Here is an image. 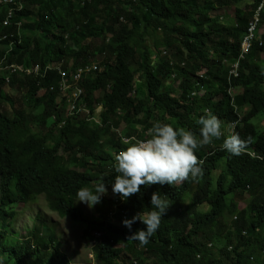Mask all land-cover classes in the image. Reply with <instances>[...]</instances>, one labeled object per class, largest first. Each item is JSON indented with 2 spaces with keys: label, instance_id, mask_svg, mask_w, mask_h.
Masks as SVG:
<instances>
[{
  "label": "trees",
  "instance_id": "16d2710c",
  "mask_svg": "<svg viewBox=\"0 0 264 264\" xmlns=\"http://www.w3.org/2000/svg\"><path fill=\"white\" fill-rule=\"evenodd\" d=\"M26 1L31 6L28 5ZM28 1H31V2H28ZM219 1L222 2L223 0H191V1L190 0H149V1L148 0H87V1L86 0H17L16 7H14L13 5H12L13 7L11 6V8H13L14 11L16 12L12 14L9 25L5 27H3V20L6 18V9L5 8L0 9V16H1L0 17V59L1 58L5 59L3 64L12 65L16 61H18L19 63L16 62L17 63V64L15 63L16 65L27 67V68H32L33 65H39L41 66L39 71L42 70L38 74H29V75L17 74V73L12 74L8 82L5 79L6 74L8 73L7 70L0 71L2 72L0 73V101H1L0 116H3V117H0V134H1L0 140L1 142L3 141L2 142L3 145H0V149L2 146V149L0 150V154H1L0 162H3V163H0V185L4 184L0 186V210L2 213V214L0 213V231L2 232V235L0 234V237L2 236L3 238V235H4L3 240L2 238L0 239V251L2 252V253L0 252V261H1L0 264H5V263L6 264H72L69 256L61 250L62 246H64L63 245L64 241L62 240L61 237L59 238L57 230L54 229V227H52L53 225L52 221H54L53 218L50 216L47 217L46 212H42L41 208L38 209V212L29 214V217H32L34 220L31 219L32 220L31 226H28V225H26L28 227L25 226V230L27 234H25V239L23 243L19 242V244H17L18 242H15L10 237L12 233L16 232L15 229L17 228L14 227V224L20 218L19 216L23 215L24 208L30 206L31 204H38L39 199L42 196L43 198H45L44 200H46L45 207L47 206V209L49 211L51 212L55 211V213L59 214L60 218H64V217H65L64 219L69 218L71 219V221L75 219L72 221L73 223H77V224L82 223L81 225H83V228H84L82 238L86 240L87 243L92 244L93 254L95 255L98 262L102 264H264V178H263L264 177V152H263L264 150L263 148L264 147L263 145L264 144V126L261 124L264 118L260 119L258 123L254 121L259 116L261 115L264 116V65H263L264 61L262 60V57H261L262 54L264 53L263 46L256 44L257 46L256 45L254 46L252 52L250 53L248 57L244 58V60L240 59V64H241L239 67L240 77L236 79L235 83L233 82L234 84L230 83L228 80L230 63H232L235 58L239 57L238 55L240 54L239 51L241 50V42L245 36L244 34H246L248 31L249 24L252 21V16H253V13L256 7L259 6V4L263 0L262 1L261 0H243V3H242V0H240L239 2L241 4L237 0H235L237 2H234V0H224L226 3L225 2L220 3ZM230 1H232L233 3ZM106 3H108L109 5L108 4L106 5ZM19 4L22 6L21 10L18 9ZM149 5H150V8H149ZM242 5L244 7H242ZM230 7L235 8V14L233 17H229L225 14H222V15L220 14L221 10L225 8H230ZM104 8L106 10H103ZM63 11H66L67 13ZM38 12H40V14H38ZM133 14L135 16H132ZM242 14L244 15L242 16ZM22 17H24V19ZM245 17L249 21H247ZM31 20L33 21L31 22ZM143 20L145 22H143ZM34 21H36V23H34ZM88 21L92 25H90ZM113 21L114 23H112ZM148 22L150 23L147 24ZM14 23L16 24L21 23V24L19 27H15L13 26ZM110 23L112 24V26ZM206 23L210 26L209 27L210 29L208 28V25ZM160 25L161 26L163 25V26L160 27ZM82 27L87 30H84ZM197 27L199 30L197 29ZM56 28L57 30L58 29L59 30L57 31ZM54 29L57 32H55ZM152 29H154L155 31ZM18 30L20 31L22 30V32ZM61 30L63 31L65 30L66 32H63ZM194 31L195 33L193 34ZM45 32H47V34H45ZM61 32L63 34H61ZM53 33H56V34L53 35ZM4 35H6L7 37L6 39L2 38ZM13 35H16V36H13ZM67 35H70V36H67ZM61 36H63L64 38ZM153 36L156 37V40L153 38ZM214 36H215V39H214ZM13 37H15V39H13ZM37 37L39 38L37 39ZM34 38H36V41L33 40ZM174 40L176 43L174 42ZM213 40L215 41L212 42ZM27 41L29 42V45H28L29 51L26 50L28 49V47H26V45L28 44ZM43 41H45L46 43ZM48 41L50 42V44L47 43ZM150 41L153 43H151ZM11 42H12V46H10ZM23 42H27V43L23 45L24 44ZM170 43L172 44L170 45ZM36 44L39 46H36ZM21 46L24 48H22ZM55 46L56 48H54ZM65 46H67L68 48ZM106 46L108 49L106 48ZM60 47H62L61 49L63 50V52L60 49ZM93 47H95L96 49H94ZM67 49L71 53H69ZM72 49L76 51L75 56H74L75 52ZM177 50L179 51V53ZM30 51L31 53L35 52L33 55H35L37 59L35 58V56L33 57ZM55 51H57L56 52L57 54L55 53ZM165 53H166V56H165ZM70 54H73V55H70ZM44 57H46V59ZM21 58L23 60L22 62H21ZM49 58H50L51 63L54 64L55 66L49 62ZM124 59L125 60L127 59V61L129 62V65L127 61L125 63ZM10 60H13V61H10ZM65 60L68 61V63ZM120 60H122L121 61L122 63L118 62ZM42 61H44L45 63ZM108 64H109V67L106 66ZM120 65L123 66L124 68L115 67V66H120ZM47 66L52 67V69H50L51 71L48 70L46 74H42L44 71V68ZM87 66L92 67L91 71L86 73L87 77L86 75H82L81 76L82 80L80 79L78 82L74 83L73 77L75 76V74L77 75L79 70L81 69L84 70ZM94 66L95 67L97 66L96 67L97 69L94 70L93 69ZM101 69H103V71L105 70V72H103ZM165 69L167 71L164 72ZM52 70L56 76H54L53 73H50L52 72ZM54 70H56L57 73ZM203 71H207V73L205 74ZM114 72L120 75H117L118 77L116 78L115 76L116 74ZM199 73H204V78L198 77L197 75ZM62 74H64L66 78L63 77ZM112 74L114 77L112 76ZM22 76L24 78H22ZM52 76L54 77L52 78ZM108 76H112V77H108ZM156 77H158V79ZM59 78H61L60 81H59ZM139 78H141L140 79L141 81L139 80ZM144 78L146 80H144ZM63 79L68 80L67 82L68 85H73V86H77L78 88H80V90L82 91V97L84 98L82 101L77 102L76 109L72 111L71 115H68L67 110H66V101H67L68 92L65 93L62 90H60V85ZM95 79H97L98 81ZM173 79L174 80L178 79V80L174 81ZM180 79L182 80L183 83L181 82ZM82 81H86V82H82ZM106 81L107 83H105ZM93 82L96 83L95 84L96 86L93 85L94 84ZM177 82H179V86H175ZM90 83L91 85L88 86V84ZM99 83L101 86L98 85ZM122 83L123 85H121ZM191 83H193L194 85H192ZM195 83H197L198 85ZM205 83H206V87H204ZM208 84L211 86L209 87ZM128 85L129 86L131 85V87H129ZM234 85L243 88V92L235 96H232L231 87H233ZM121 86H122V89L119 88ZM201 87L205 88L204 89L205 92L203 95L198 96L196 92L198 91L197 90L198 88H199L198 92H200L202 89ZM55 88L57 89L55 90ZM113 88H116L117 90L116 89L114 90ZM219 88L221 89L219 90ZM159 89H161V91ZM16 90H19V91H16ZM151 90L152 91L154 90V91L152 92ZM157 90L160 92H158ZM208 90H211V91H208ZM124 91H126L127 93ZM112 92L113 93L115 92L114 94L115 96L112 95L113 98L110 96L111 94H113ZM27 93L28 95L26 96L25 94ZM29 93H31L32 96L29 95ZM48 93L51 94L52 96L49 95ZM149 93L152 95L150 96ZM56 94H59V95H56ZM142 94L144 95L142 96ZM54 95L57 97H55ZM121 95H122L121 97L122 99L120 98ZM48 96L51 98H49ZM124 96L126 97L123 98ZM193 96L194 97L198 96V97L195 99ZM102 97L103 99H101ZM105 97H107L108 99L105 100ZM116 97H118V99ZM98 98H99V101H98ZM89 100H90V103H86V102H89ZM92 100L93 102H91ZM117 100H118V103H117ZM17 101L18 102L20 101L21 103L20 102L18 103ZM26 101H28V104ZM112 101L114 102L112 103ZM34 102L35 103L38 102V104L35 105ZM97 102H99L100 104L99 103L97 104ZM115 102H116V105L114 104ZM142 102H143V105H138L139 103L142 104ZM84 103H86L89 110L92 109L90 111V116L94 117V121L93 120L89 121L87 119V116L82 111H80ZM144 103H145V106H144ZM147 103L149 104L148 106H147ZM17 104H19V106ZM113 104L115 105L116 110L112 109V107H114ZM79 105L81 106L79 107ZM88 105H90L91 107ZM119 105L120 106L122 105V107H119ZM125 105L126 107H124ZM212 106H215L214 108L216 112ZM97 107H101L100 113L96 112ZM136 107L138 109H136ZM121 109H122V112L120 111ZM14 110H16L17 113H15L16 111ZM149 110L152 112H149ZM137 111L140 113H138ZM147 111L148 113H146ZM134 112L138 114L136 115ZM198 112L204 113L203 115H206L207 113H211V112L212 114L215 113L214 115H216L222 121V130L224 132V136L218 139L220 143H217L218 141L214 139L213 141L216 143L212 142L210 143L211 145L210 144H208L207 146L205 145L201 147V149H198L196 151V155H199L198 158L201 161L203 160V164H202L203 173L199 178L193 181L192 179H189L185 181L182 186H179V187H172L167 184H164V185L154 184L149 187L142 186L141 190L143 192H140L139 194H137L136 197L135 195L131 196L127 201H121V198L119 195L113 194L112 183L114 182L117 173H115V169H114L115 161L112 156H113V153H118L121 149L126 147L122 143L118 142V141H121L120 140L121 136H123L124 133H125L124 137L136 136L139 139H144L146 138L144 135V133H146V130L150 128L153 125V123L159 121L162 123H168V124L171 123V125H173L176 128L183 127L186 130L193 132L197 137H199L200 125L197 123V121L199 120V117L203 115L202 113L201 115H198ZM106 113L108 117L104 115ZM192 113L195 115H193ZM16 115L18 116L16 117ZM20 115L22 116L21 118L19 117ZM46 115L48 116L47 118H46ZM119 115L121 116V118L119 117ZM36 116L38 119L36 118ZM146 116H148V119ZM25 117H27V119ZM42 117L44 118V120ZM104 117H106L107 119H105ZM22 118H24L25 120ZM30 118L31 120H29ZM18 119L20 120V122H18ZM41 119L45 122V124H43L44 122ZM61 119L62 121L60 122ZM187 120H190V121L185 122ZM193 120L196 121V123ZM84 121L86 123H83ZM191 121L193 124L191 123ZM73 122L74 123L76 122V123L73 124ZM137 122L138 124H136ZM111 123L114 125V127L112 126ZM148 123L149 125L150 124L151 125L149 126ZM234 124L237 126L235 133L237 132L242 139L250 138L251 143L248 145L247 149H251V150L253 149L262 158L252 157L249 153H244L242 155H239V157L241 158H239L238 156L235 157L234 155H231V154L229 155L228 152L222 148V145L220 146V144H223V141H222L224 140L223 138H225V136L229 134L231 127ZM71 125L75 127H72ZM67 126H69V128ZM99 126L102 128H100ZM137 126H140V129H143V130L142 131L138 130ZM193 127H195V130ZM78 128H81V129H78ZM69 129L70 130L72 129V130L70 131ZM87 129H89V131ZM11 131L13 134L7 133ZM23 131H25L26 134L23 133ZM26 131H28V133ZM77 131L79 132L76 133ZM94 131H96V133ZM119 131H122V135ZM72 132L74 135L72 134ZM91 132L92 134H90ZM3 134L5 135L8 134V135L5 137V135ZM9 134L10 135L12 134L13 137L10 136ZM22 135L24 137H21ZM34 135H35V141H34L35 143L32 141V139L34 140ZM108 135H110V137ZM19 136L21 139L19 138L18 140ZM69 136L73 138L71 139ZM27 137H30V140ZM74 137H76V139ZM6 138L9 140H7ZM36 139L37 140L39 139L40 141L39 140L38 141L40 143L36 141ZM41 141H43V143ZM88 141L93 146H90V143ZM18 142L19 143L21 142L23 145L22 144L20 145ZM79 143L83 145H80ZM26 144H29V145H26ZM35 144H37V146ZM39 144H40V148H38ZM42 144H46V146L44 147V145ZM32 145H34L33 146L34 148L32 147ZM113 145L114 147H112ZM22 146L24 147L23 150H25L24 153H21L23 152V150L21 151ZM26 146L31 151L33 150V152L27 150ZM48 146H50V148ZM54 146L55 147L57 146V147L54 148ZM95 146L96 147L98 146L97 148L98 150H96ZM82 147H84L85 149L84 148L80 149ZM17 148H19L20 150H18ZM17 150L18 152H16ZM85 150H88V151H85ZM19 151H21L20 154H18ZM100 151L102 152L100 153ZM3 152H6V153H3ZM41 152L45 156H42L43 154ZM225 152L227 153L225 154ZM2 153L5 155H2ZM15 153L16 155H14ZM73 153L75 155H73ZM99 154L101 155L100 157H99ZM12 155L14 156V158H16V156L18 155L17 156L18 159L16 160L13 159ZM31 155L34 156L35 158L31 157ZM47 155L49 157H52L53 159L49 158ZM70 155L74 156V158L73 157L70 158ZM88 155L91 157H88ZM105 155H109V156H105ZM21 157H24V158H21ZM28 157H29L30 162L26 160L28 159ZM38 157H39V160H38ZM40 157H42V159H40ZM248 157L252 159V161ZM47 159L49 162L47 161ZM234 159H236L237 161H234ZM34 160L35 161L37 160L38 163L34 162ZM41 160L45 161L44 162L45 164L47 162L48 165H45L44 163H42L43 161ZM80 160L83 163L86 160L84 165L83 163L81 164ZM254 161L255 162L257 161V163L255 164ZM24 162L28 163L26 165V169L24 167L25 166ZM51 162H53V165L55 166V168H53L54 166L51 168L49 167L50 164H51L50 166H52ZM232 162H233V165H232ZM246 162L250 163V165L249 164L247 165ZM262 162L263 164L259 165ZM31 163L33 165H31ZM57 163H58L59 168L56 167ZM245 163H246V166L244 168ZM107 164H108V167H107ZM7 165L8 166L11 165V166L7 167ZM35 165L39 167L37 168V166ZM18 166H20L21 168ZM31 166L32 167L34 166L35 168L33 169ZM11 167H14V168L16 167V168L14 169ZM40 167L41 169H39ZM47 167H49L50 169ZM233 167L235 168L233 169ZM242 167H243V171L242 169L240 171V168ZM17 168L19 170H17ZM28 168L31 172L28 171ZM45 169H48L47 172H45L46 171ZM71 169H73V171H71ZM37 170L39 171L37 172ZM3 171L5 173H7L8 171H12V172L7 173L6 175L3 173ZM49 171L51 172V174L49 173ZM230 171L231 173H229ZM255 171L256 173L254 174ZM37 173H39V175ZM43 173H46L47 176L50 178H48ZM70 173H72L71 175H73L74 177H72ZM79 173H81L82 175ZM245 174H249V175L245 176ZM57 175L58 176L61 175L60 176L61 178L60 177L58 178ZM238 175L240 178H238ZM2 176L4 177L2 178ZM54 176L57 178H55ZM235 177L237 179H235ZM29 178L33 179L32 181L36 183L34 182L32 183V181ZM5 179L7 180L4 181ZM60 179L63 180L64 182L58 181ZM25 180L27 183H25ZM36 180L37 181L39 180V181L37 182ZM80 180L82 181L84 180L82 182L83 184L79 183ZM23 182L25 183L26 186L24 185ZM43 182L46 185H43ZM68 182H69V185H68ZM76 182L79 184V186ZM86 182L88 183V185ZM100 182L105 183L108 189V192L106 195L102 196L101 202L95 205L96 209L94 211V215H90L89 213H87L86 210L83 209V207L80 206V201L76 200L75 192L77 193V191L83 186L84 187L86 186L88 188L92 186L90 189L94 190L95 185ZM245 182L247 183L245 184ZM250 182H251V185H248L250 184ZM51 183H53L54 185ZM242 183H244V185ZM36 184H39V185H36ZM47 184L51 188L47 187ZM64 184L65 185L67 184L66 185L67 187ZM259 184L260 186L258 187ZM8 186H12V187H8ZM53 186L54 187L56 186L55 189ZM76 186H78V188ZM68 187L72 189L75 188V189H73L74 190L73 191L72 189H69ZM245 187L247 188V190ZM14 188L16 189L19 188L21 191L17 189L15 192H13L15 190ZM254 188H256V190ZM3 189H5V191ZM8 189L10 190L14 189V190L10 191ZM37 189H38V192L35 191ZM6 190L10 192L9 195L10 194L12 195V193H14V195H12V197L11 195L9 196ZM23 190L27 191V193L25 191V195H24ZM67 190L69 191L66 193ZM248 190H251V191H248ZM254 190L256 191L255 193H254ZM62 192H65V193H62ZM153 192H159L161 194V197L163 199H167L171 206L168 208L165 216L162 217L161 224L158 230L150 237L149 242L146 245H141L139 241L128 239V237L136 230L144 228L145 225L137 221L135 222V224L132 225L131 230H129L127 227H125L122 224V221L125 215L128 216L130 219L137 212L149 211L152 207L151 195ZM15 193L16 194L18 193V194L16 195ZM58 193H59V196H58ZM5 195L7 198L5 197ZM20 195H23V196H20ZM246 195L248 196V199L246 201L247 207H245L244 209H240L239 204L242 200L246 198ZM3 196L4 198H2ZM14 196H16L18 199L15 198ZM174 196L176 199L175 198L172 199V197ZM13 197H14V200L12 201ZM33 197H35L36 201ZM66 198L67 199L70 198L68 203H67ZM47 199H50V200H47ZM5 200H9L10 202L7 201L9 203H5L4 202ZM65 204L67 206L69 205L68 206L69 208L65 206ZM148 204L151 206H149ZM5 205L7 206L5 207ZM116 206L117 207L119 206L121 210L119 208H116ZM146 206H148L149 208ZM12 207L14 209H12ZM144 207H146L147 209H145ZM57 209L58 211H56ZM73 209H76L73 211L74 214L72 213ZM5 211H8V212H5ZM9 211L13 213L11 214ZM62 212H64V214ZM16 213H17V216H15ZM60 213L63 216L60 215ZM6 214L8 215L10 214L11 216L12 215L13 216L11 217L10 215L8 216ZM6 216H7V219L5 222L4 219L6 218ZM76 220H79V222H77ZM3 223H5V225ZM136 223L139 225H137ZM33 224L35 227L33 226ZM4 226L6 227V229L3 228ZM9 227L11 229H9ZM3 232L5 233L3 234ZM56 234L58 237L56 236ZM41 237H42V242L40 239ZM10 242H11V245H10ZM4 243L7 245L5 246ZM8 244H9V247H8ZM209 244H211L212 247H209ZM23 247L25 250L23 249ZM2 248H4L3 250L5 252L2 250ZM8 249H12L13 251L8 250ZM6 252H9L10 254L12 253L11 257H13V259L9 255H6ZM13 253L16 254L15 255L16 257L14 256ZM2 257L7 259V262L4 261L5 260L4 258H3L4 260H2Z\"/></svg>",
  "mask_w": 264,
  "mask_h": 264
},
{
  "label": "clouds",
  "instance_id": "9594fccd",
  "mask_svg": "<svg viewBox=\"0 0 264 264\" xmlns=\"http://www.w3.org/2000/svg\"><path fill=\"white\" fill-rule=\"evenodd\" d=\"M1 8L5 7L0 6ZM253 23L252 21L251 25H249L248 31L241 42L239 57L230 63L228 75L230 83L240 77L239 68L237 71L238 76L232 75V71L237 63H239V67L241 65L242 44ZM14 26L17 27L16 23H14ZM2 38L6 39V35ZM256 44L264 47L263 34H256L252 48L249 53L244 55V58L250 55ZM10 46H12V43ZM4 60L3 58L0 59V71L7 70L11 66L4 65ZM203 72L207 73V71ZM18 73L23 74L21 72ZM204 73H199L197 76L204 78ZM175 86H179V82ZM238 90L243 92L241 87H231V95L235 96ZM204 92L205 90L202 88L198 96L203 95ZM197 123L200 125L199 137L183 127L176 128L171 124L159 121L153 123L147 129L146 133H144L146 137L144 139H139L136 136H122L121 143L126 147L118 153H113L114 169L117 173L112 183L113 194L119 195L122 201H127L131 196L139 194L142 186L149 187L154 184H167L172 187H179L189 179L195 180L199 178L203 173V161L196 155V150L212 143L214 139H220L224 136V132L222 130V121L211 113L201 116ZM236 127L235 124L231 127L229 134L223 140L222 148L234 156L249 153L252 157L262 158L256 151L247 149L251 140L250 138L242 139L238 133H235ZM137 129L142 131L140 126H137ZM107 192L108 189L105 183L100 182L95 185L94 190L88 187H81L76 193V200L86 203L89 208H92L101 202L102 196L106 195ZM151 205V210L137 212L130 219L125 215L122 221V224L129 230L137 221L145 225L144 228L136 230L128 237V239L139 241L141 245H146L149 242L150 237L158 230L162 217L165 216L171 206L169 201L163 199L159 192L152 193ZM209 247H212V245L209 244Z\"/></svg>",
  "mask_w": 264,
  "mask_h": 264
},
{
  "label": "bare ground",
  "instance_id": "6f19581e",
  "mask_svg": "<svg viewBox=\"0 0 264 264\" xmlns=\"http://www.w3.org/2000/svg\"><path fill=\"white\" fill-rule=\"evenodd\" d=\"M86 1H87V0H86ZM148 1H149V0H148ZM190 1H191V0H190ZM237 1L239 2L240 0H237ZM237 1L234 0V2H237ZM261 1H262V0H261ZM28 2H31V1H28ZM84 2H85V1H84ZM143 2H144V1H143ZM219 2L222 3V2H225V1L223 0L222 2H221V1H219ZM230 2H232V1H230ZM244 2H245V1H244ZM246 2H247V1H246ZM16 3H17V2H16ZM23 3H24V2H23ZM26 3H27V1H26ZM69 3H70V1H69ZM151 3H152V2H151ZM210 3H211V1H210ZM216 3H217V2H216ZM216 3H215V4H216ZM225 3H226V2H225ZM232 3H233V2H232ZM239 3H240V2H239ZM239 3H238V4H239ZM242 3H243V0H242ZM257 3H258V2H257ZM27 4H28V3H27ZM81 4H82V3H81ZM107 4H108V3H106V5H107ZM120 4H121V3H120ZM218 4H219V3H218ZM234 4H235V3H234ZM238 4H237V5H238ZM240 4H241V3H240ZM260 4H261V3H260ZM28 5H30V4H28ZM87 5H88V4H87ZM103 5H105V4H103ZM108 5H109V4H108ZM115 5H116V3H115ZM150 5H152V4H150ZM150 5H149V8H150ZM235 5H236V4H235ZM243 5H244V4H243ZM243 5H242V7L245 6V5H244V6H243ZM257 5H258V4H257ZM30 6H31V5H30ZM97 6H98V4H97ZM101 6H102V5H101ZM101 6H100V8H101ZM121 6H122V5H121ZM217 6H218V5H217ZM217 6H216V7H217ZM249 6H250V5H249ZM260 6H261V5H260ZM12 7H13V6H12ZM38 7H39V6H38ZM81 7H82V6H81ZM86 7H87V6H86ZM122 7H123V6H122ZM145 7H146V6H145ZM147 7H148V6H147ZM151 7H152V6H151ZM222 7H223V6H222ZM224 7H225V6H224ZM257 7H258V6H257ZM105 8H106V7H105ZM105 8H104L103 10H106ZM127 8H128V7H127ZM237 8H238V7H237ZM254 8H255V7H254ZM262 8H263V6H262ZM5 9H6V8H5ZM5 9H3V10H5ZM146 9H147V8H146ZM256 9H257V8H256ZM20 10H21V9H20ZM52 10H54V9H52ZM18 11H19V10H18ZM38 11H40V10H38ZM66 11H67V10H66ZM66 11H63V12H66ZM127 11H128V9H127ZM211 11H212V10H211ZM260 11H261V10H260ZM14 12H16V11H13V13H14ZM41 12H42V11H41ZM47 12H48V11H47ZM212 12H213V11H212ZM18 13H19V12H18ZM20 13H21V11H20ZM23 13H24V12H23ZM25 13H26V12H25ZM55 13H56V12H55ZM66 13H67V12H66ZM68 13H69V12H68ZM139 13H140V11H139ZM208 13H209V12H208ZM210 13H211V12H210ZM250 13H252V12H250ZM259 13H260V12H259ZM1 14H2V13H1ZM38 14H40V12H38ZM137 14H138V12H137ZM142 14H143V13H142ZM263 14H264V13H263ZM20 15H21V14H20ZM42 15H43V14H42ZM46 15H47V14H46ZM94 15H95V14H94ZM243 15H244V14H242V16H243ZM253 15H254V14H253ZM14 16H15V15H14ZM21 16H22V15H21ZM66 16H67V15H66ZM132 16H135V15L133 14ZM137 16H138V15H137ZM139 16H140V15H139ZM245 16H247V15H245ZM261 16H262V15H261ZM0 17H1V16H0ZM18 17H19V16H18ZM24 17H25V15H24ZM24 17H22V18L24 19ZM94 17H95V16H94ZM208 17H209V16H208ZM249 17H250V16H249ZM257 17H259V16H257ZM263 17H264V16H263ZM263 17H262V18H263ZM14 18H16V17H14ZM35 18H37V17H35ZM39 18H41V17H39ZM62 18H63V17H62ZM66 18H67V17H66ZM124 18H125V17H124ZM152 18H153V16H152ZM238 18H240V17H238ZM245 18H246V17H245ZM218 19H219V18H218ZM246 19H247V18H246ZM246 19H245V20H246ZM252 19H253V18H252ZM259 19H260V17H259ZM263 19H264V18H263ZM263 19H261V20H263ZM2 20H3V19H2ZM40 20H41V19H40ZM89 20H90V19H89ZM96 20H97V19H96ZM208 20H209V19H208ZM3 21H4V20H3ZM19 21H20V19H19ZM32 21H33V20H31V22H32ZM36 21H37V20H36ZM36 21H34V23H36ZM57 21H59V20H57ZM57 21H56V22H57ZM247 21H249V20L247 19ZM253 21L255 22L256 20H253ZM31 22H30V23H31ZM38 22H39V21H38ZM88 22H89V21H88ZM116 22H118V21H116ZM122 22H123V21H122ZM125 22H126V21H125ZM132 22H133V21H132ZM143 22H145V21L143 20ZM79 23H80V22H79ZM112 23H114V21H113ZM149 23H150V22H148L147 24H149ZM196 23H197V22H196ZM207 23H208V22H207ZM207 23H206V24H207ZM247 23H248V22H247ZM20 24H21V23H20ZM76 24H77V23H76ZM81 24H82V23H81ZM81 24H80V25H81ZM89 24L92 25L90 22H89ZM110 24H111V23H110ZM110 24H109V25H110ZM256 24H257V23H256ZM260 24H261V22H260ZM23 25H24V24H23ZM23 25H21V26H23ZM128 25H130V24H128ZM157 25H158V24H157ZM207 25H208V24H207ZM224 25H225V23H224ZM239 25H240V24H239ZM13 26H14V25H13ZM85 26H86V25H85ZM111 26H112V24H111ZM113 26H114V25H113ZM120 26H121V24H120ZM162 26H163V25H162ZM162 26L160 25V27H162ZM195 26H196V24H195ZM197 26H198V25H197ZM199 26H200V25H199ZM235 26H236V25H235ZM106 27H107V26H106ZM193 27H194V26H193ZM209 27H210V26L208 25V28H209ZM217 27H218V26H217ZM256 27H257V26H256ZM258 27H259V26H258ZM262 27H263V26H262ZM20 28H21V27H20ZM22 28H23V27H22ZM79 28H80V27H79ZM82 28H83V27H82ZM94 28H95V27H94ZM212 28H213V27H212ZM214 28H215V26H214ZM239 28H240V27H239ZM243 28H244V27H243ZM18 29H19V28H18ZM61 29H62V28H61ZM83 29H84V28H83ZM197 29H198V27H197ZM209 29H210V28H209ZM219 29H220V28H219ZM245 29H246V28H245ZM257 29H258V28H257ZM4 30H6V29H4ZM11 30H12V29H11ZM13 30H14V29H13ZM42 30H43V29H42ZM56 30H57V28H56ZM58 30H59V29H58ZM58 30H57V31H58ZM75 30H76V28H75ZM81 30H82V29H81ZM81 30H80V31H81ZM84 30H87V29H84ZM84 30H83V31H84ZM95 30H96V29H95ZM152 30H154V29H152ZM156 30H157V29H156ZM161 30H162V29H161ZM194 30H195V29H194ZM198 30H199V29H198ZM8 31H9V30H8ZM15 31H16V30H15ZM15 31H14V33H15ZM18 31H20V30H18ZM44 31H45V30H44ZM54 31H55V29H54ZM57 31H55V32H57ZM61 31H63V30H61ZM73 31H74V30H73ZM78 31H79V30H78ZM154 31H155V30H154ZM209 31H211V30H209ZM213 31H214V30H213ZM5 32H6V31H5ZM20 32H22V30H21ZM63 32H66V31L64 30ZM84 32H85V31H84ZM116 32H117V31H116ZM196 32H197V31H196ZM245 32H246V31H245ZM245 32H244V33H245ZM257 32H258V31H257ZM9 33H10V32H9ZM12 33H13V32H12ZM67 33H68V32H67ZM82 33H83V32H82ZM95 33H96V32H95ZM158 33H159V32H158ZM194 33H195V31L193 32V34H194ZM208 33H209V32H208ZM208 33H207V34H208ZM244 33H243V34H244ZM2 34H3V32H2ZM5 34H6V33H5ZM18 34H20V33H18ZM40 34H41V33H40ZM45 34H47V32H45ZM54 34H56V33H53V35H54ZM57 34H58V33H57ZM61 34H63V33L61 32ZM61 34H60V35H61ZM64 34H65V33H64ZM69 34H70V33H69ZM78 34H79V33H78ZM84 34H86V33H84ZM117 34H118V33H117ZM256 34H257V33H256ZM49 35H50V33H49ZM87 35H89V34H87ZM87 35H86V37H87ZM190 35H191V34H190ZM244 35H246V34H244ZM13 36H16V35H13ZM58 36H59V35H58ZM58 36H57V37H58ZM67 36H70V35H67ZM157 36H158V35H157ZM161 36H162V35H161ZM163 36H164V35H163ZM210 36H211V35H210ZM45 37H46V36H45ZM55 37H56V35H55ZM55 37H54V38H55ZM59 37H60V36H59ZM61 37H63V36H61ZM126 37H127V36H126ZM244 37H245V36H244ZM6 38H7V37H6ZM38 38H39V37H37V39H38ZM42 38H43V37H42ZM63 38H64V37H63ZM63 38H62V39H63ZM66 38H67V37H66ZM69 38H70V37H69ZM219 38H220V37H219ZM13 39H15V37H13ZM43 39H44V38H43ZM56 39H57V38H56ZM163 39H165V38H163ZM214 39H215V36H214ZM217 39H218V38H217ZM232 39H233V38H232ZM33 40L36 41V38H34ZM70 40H71V39H70ZM77 40H78V39H77ZM125 40H126V39H125ZM5 41H6V40H5ZM29 41H30V40H29ZM35 41H34V42H35ZM49 41H50V40H49ZM49 41H48L47 43L50 44ZM62 41H63V40H62ZM152 41H153V40H152ZM160 41H161V40H160ZM214 41H215V40H213L212 42H214ZM27 42H28V41H27ZM27 42H23V43H24L23 45H25V43H27ZM34 42H33V43H34ZM43 42H45V41H43ZM70 42H72V41H70ZM104 42H105V41H104ZM104 42H103V43H104ZM145 42H146V41H145ZM150 42H151V41H150ZM153 42H154V41H153ZM164 42H165V41H164ZM174 42H175V40H174ZM174 42H173V44H174ZM235 42H236V41H235ZM11 43H12V42H11ZM35 43H36V42H35ZM35 43H34V44H35ZM45 43H46V42H45ZM66 43H67V42H66ZM151 43H152V42H151ZM162 43H163V42H162ZM165 43H166V42H165ZM175 43H176V42H175ZM20 44H21V43H20ZM56 44H58V43H56ZM63 44H64V43H63ZM63 44H61V45H63ZM108 44H109V43H108ZM171 44H172V43H170V45H171ZM182 44H183V42H182ZM225 44H226V43H225ZM14 45H16V44H14ZM28 45H29V42H28V44L26 45V47H28V49H26V50L29 51V46H28ZM31 45H32V44H31ZM31 45H30V47H31ZM59 45H60V43H59ZM132 45H133V44H132ZM184 45H185V44H184ZM184 45H183V46H184ZM217 45H218V44H217ZM17 46H19V45H17ZM36 46H39V45L36 44ZM47 46H48V45H47ZM56 46H57V45H56ZM56 46H55L54 48H56ZM67 46H68V44H67ZM67 46H65V47H67ZM70 46H72V45H70ZM92 46H94V45H92ZM154 46H155V45H154ZM256 46H257V45H256ZM21 47H22V46H21ZM21 47H20V49H21ZM26 47H25V48H26ZM41 47H42V46H41ZM44 47H45V45H44ZM49 47H50V46H49ZM103 47H104V46H103ZM103 47H102V48H103ZM130 47H131V46H130ZM22 48H24V47H22ZM42 48H43V47H42ZM52 48H53V47H52ZM61 48H62V47H60V49H61ZM67 48H68V47H67ZM93 48L96 49L95 47H93ZM106 48H107V46H106ZM131 48H132V47H131ZM165 48H166V47H165ZM177 48H178V47H177ZM221 48H222V47H221ZM11 49H12V47H11ZM65 49H66V48H65ZM65 49H64V50H65ZM79 49H80V48H79ZM107 49H108V48H107ZM148 49H150V48H148ZM152 49H153V48H152ZM197 49H199V48H197ZM209 49H210V47H209ZM212 49H214V48H212ZM218 49H220V48H218ZM263 49H264V47H263ZM53 50H54V49H53ZM61 50H62V49H61ZM72 50H73V49H72ZM72 50H71V51H72ZM88 50H89V49H88ZM99 50H100V49H99ZM194 50H195V49H194ZM22 51H23V50H22ZM24 51H25V50H24ZM67 51L69 52L68 49H67ZM73 51H74V50H73ZM79 51H80V50H79ZM151 51H153V50H151ZM154 51H155V50H154ZM159 51H160V50H159ZM177 51H178V50H177ZM52 52H54V51H52ZM56 52H57V51H55V53H56ZM58 52H59V51H58ZM60 52H61V51H60ZM62 52H63V50H62ZM65 52H66V51H65ZM74 52H75V54H74V56H75V55H76V51H74ZM77 52H78V51H77ZM92 52H94V51H92ZM107 52H108V50H107ZM251 52H252V51H251ZM30 53H31V51H30ZM30 53H29V54H30ZM34 53H35V52H32L31 54L33 55ZM42 53H43V51H42ZM69 53H71V52H69ZM72 53H73V52H72ZM88 53H89V52H88ZM130 53H131V52H130ZM162 53H163V52H162ZM178 53H179V51H178ZM239 53H240V51H239ZM46 54H47V53H46ZM56 54H57V53H56ZM64 54H65V53H64ZM80 54H81V53H80ZM70 55H73V54H70ZM70 55H69V56H70ZM81 55H82V54H81ZM88 55H89V54H88ZM196 55H198V54H196ZM214 55H216V54H214ZM34 56H35V55H33V57H34ZM67 56H68V55H67ZM74 56H72V57H74ZM85 56H86V55H85ZM92 56H93V54H92ZM107 56H108V55H107ZM130 56H132V55H130ZM165 56H166V53H165ZM238 56H239V55H238ZM19 57H20V56H19ZM21 57H22V56H21ZM31 57H32V56H31ZM49 57H51V56H49ZM65 57H66V55H65ZM70 57H71V56H70ZM70 57H69V58H70ZM83 57H84V56H83ZM154 57H155V56H154ZM160 57H161V56H160ZM218 57H219V56H218ZM35 58H36V56H35ZM35 58H33V59H35ZM44 58L46 59V57H44ZM44 58H42V59H44ZM47 58H48V57H47ZM69 58H68V59H69ZM104 58H105V57H104ZM130 58H131V57H130ZM161 58H162V57H161ZM178 58H179V57H178ZM198 58H199V57H198ZM36 59H37V58H36ZM152 59H153V58H152ZM179 59H180V58H179ZM14 60H15V59H14ZM16 60H17V59H16ZM30 60H31V59H30ZM66 60H67V59H66ZM66 60H65V61H66ZM76 60H77V59H76ZM89 60H90V58H89ZM91 60H92V59H91ZM109 60H110V59H109ZM124 60H125V59H124ZM128 60H129V59H128ZM243 60H244V59H243ZM10 61H13V60H10ZM19 61H20V60H19ZM22 61H23V60H22V58H21V62H22ZM32 61H33V60H32ZM38 61H39V60H38ZM53 61H54V60H53ZM121 61H122V60H120V61H118V62H121ZM126 61H127V59L125 60V63H126ZM149 61H150V60H149ZM16 62H18V61H16ZM16 62H15V63H16ZM36 62H37V61H36ZM42 62H44V61H42ZM49 62L51 63L50 58H49ZM66 62L68 63V61H66ZM77 62H78V61H77ZM208 62H209V61H208ZM218 62H219V61H218ZM15 63H14V64H15ZM18 63H19V62H18ZM39 63H40V62H39ZM39 63H37V64H39ZM44 63H45V62H44ZM74 63H75V62H74ZM82 63H83V62H82ZM82 63H80V64H82ZM89 63H90V62H89ZM101 63H102V62H101ZM101 63H100V64H101ZM106 63H107V62H106ZM121 63H122V62H121ZM127 63H128V65H129V62H128V61H127ZM16 64H17V63H16ZM20 64H21V63H20ZM51 64H52V63H51ZM78 64H79V63H78ZM103 64H104V63H103ZM119 64H120V63H119ZM160 64H161V63H160ZM176 64H177V63H176ZM200 64H201V63H200ZM227 64H228V63H227ZM31 65H32V64H31ZM42 65H44V64H42ZM52 65H54V64H52ZM115 65H116V64H115ZM124 65H125V64H124ZM170 65H171V64H170ZM173 65H174V64H173ZM245 65H246V63H245ZM245 65H244V66H245ZM54 66H55V65H54ZM74 66H75V65H74ZM78 66H79V65H78ZM84 66H85V65H84ZM106 66L109 67V64L106 65ZM112 66H113V65H112ZM125 66H126V65H125ZM40 67H41V66H40ZM82 67H83V66H82ZM96 67H97V66H96ZM110 67H111V66H110ZM115 67H122V68H124V67L121 66V65H120V66H115ZM173 67H174V66H173ZM198 67H199V66H198ZM43 68H44V67H43ZM102 68H103V67H102ZM106 68H107V67H106ZM171 68H172V67H171ZM60 69H61V68H60ZM79 69H80V68H79ZM96 69H97V68H96ZM108 69H110V68H108ZM115 69H116V68H115ZM120 69H121V68H120ZM174 69H175V68H174ZM65 70H66V69H65ZM71 70H72V69H71ZM71 70H70V71H71ZM94 70H95V69H94ZM101 70L103 71V69H101ZM116 70H117V69H116ZM199 70H200V68H199ZM41 71H42V70H41ZM41 71H39V72H41ZM50 71H51V70H50ZM54 71H56V70H54ZM96 71H97V70H96ZM113 71H114V70H113ZM165 71H167V70L165 69L164 72H165ZM103 72H105V70H104ZM110 72H111V71H110ZM118 72H120V71H118ZM168 72H169V71H168ZM172 72H173V71H172ZM181 72H182V71H181ZM195 72H196V71H195ZM199 72H200V71H199ZM245 72H247V71H245ZM50 73H53V70H52V72H50ZM56 73H57V71H56ZM101 73H102V72H101ZM114 73H115V72H114ZM114 73H113V74H114ZM196 73H197V72H196ZM4 74H6V73H4ZM17 74H19V73H17ZM42 74H43V73H42ZM53 74H54V73H53ZM74 74H75V73H74ZM104 74H105V73H104ZM113 74H112V76H113ZM115 74H116V73H115ZM115 74H114V75H115ZM130 74H131V73H130ZM168 74H169V73H168ZM170 74H171V73H170ZM176 74H177V73H176ZM66 75H67V74H66ZM75 75H76V74H75ZM85 75H86V74H85ZM98 75H99V74H98ZM106 75H107V73H106ZM108 75H109V73H108ZM117 75H120V74L117 73V74L115 75L116 78L118 77ZM140 75H141V74H140ZM177 75H178V74H177ZM192 75H193V74H192ZM17 76H18V75H17ZM24 76H25V75H24ZM26 76H27V75H26ZM54 76H56V75L54 74ZM54 76H52V78H53ZM67 76H68V75H67ZM112 76H108V77H112ZM160 76H161V74H160ZM162 76H163V74H162ZM59 77H60V76H59ZM64 77H65V76H64ZM86 77H87V75H86ZM98 77H100V76H98ZM113 77H114V76H113ZM142 77H143V76H142ZM166 77H167V76H166ZM171 77H172V76H171ZM191 77H192V76H191ZM22 78H24V77L22 76ZM30 78H31V77H30ZM42 78H43V77H42ZM56 78H57V77H56ZM65 78H66V77H65ZM84 78H85V77H84ZM106 78H107V77H106ZM156 78L158 79V77H156ZM201 78H202V77H201ZM208 78H209V77H208ZM43 79H44V78H43ZM47 79H48V78H47ZM69 79H70V78H69ZM88 79H89V78H88ZM100 79H102V78H100ZM140 79H141V78H139V80H140ZM160 79H161V78H160ZM168 79H169V78H168ZM24 80H25V79H24ZM24 80H23V81H24ZM45 80H46V78H45ZM45 80H44V81H45ZM60 80H61V78H59V81H60ZM63 80H64V79H63ZM66 80H67V79H66ZM81 80H82V78H81ZM83 80H85V79H83ZM90 80H91V79H90ZM95 80H97V79H95ZM103 80H104V78H103ZM116 80H117V79H116ZM142 80H143V78H142ZM144 80H146V79L144 78ZM171 80H172V79H171ZM173 80H174V79H173ZM177 80H178V79H177ZM177 80H174V81H177ZM185 80H187V79H185ZM188 80H189V79H188ZM201 80H202V79H201ZM28 81H30V80H28ZM42 81H43V80H42ZM57 81H58V80H57ZM86 81H88V80H86ZM86 81H82V82H86ZM93 81H94V80H93ZM97 81H98V80H97ZM107 81H108V80H107ZM107 81H106L105 83H107ZM131 81H132V80H131ZM140 81H141V80H140ZM159 81H160V80H159ZM165 81H166V80H165ZM203 81H204V80H203ZM235 81H236V80H235ZM235 81H234V83H235ZM71 82H72V81H71ZM89 82H90V81H89ZM99 82H100V81H99ZM102 82H103V81H102ZM113 82H114V81H113ZM116 82H117V81H116ZM186 82H187V81H186ZM193 82H194V81H193ZM199 82H201V81H199ZM211 82H212V80H211ZM24 83H25V82H24ZM50 83H51V82H50ZM72 83H73V82H72ZM93 83H94V82H93ZM100 83H101V82H100ZM100 83H99L98 85H100ZM114 83H115V82H114ZM117 83H118V82H117ZM117 83H116V84H117ZM130 83H131V82H130ZM142 83H143V82H142ZM144 83H145V82H144ZM161 83H162V82H161ZM180 83H181V82H180ZM182 83H183V82H182ZM203 83H204V82H203ZM206 83H207V82H206ZM206 83H205V86H204V87H206ZM234 83H233V84H234ZM25 84H26V83H25ZM42 84H43V83H42ZM79 84H80V83H79ZM95 84H96V83H94L93 85H95ZM191 84L194 85L193 83H191ZM195 84H197V83H195ZM37 85H38V84H37ZM40 85H41V84H40ZM89 85H91V83L88 84V86H89ZM98 85H97V86H98ZM105 85H107V84H105ZM105 85H104V86H105ZM121 85H123V83H122ZM197 85H198V84H197ZM229 85H230V84H229ZM21 86H22V85H21ZM43 86H44V85H43ZM80 86H81V85H80ZM88 86H87V87H88ZM95 86H96V85H95ZM100 86H101V85H100ZM128 86H129V85H128ZM180 86H181V84H180ZM208 86L210 87L211 85L208 84ZM234 86H235V85H234ZM25 87H26V86H25ZM90 87H91V86H90ZM102 87H103V85H102ZM102 87H101V88H102ZM129 87H131V85H130ZM154 87H155V86H154ZM166 87H167V86H166ZM171 87H172V86H171ZM191 87H192V86H191ZM39 88H40V87H39ZM84 88H85V87H84ZM91 88H92V87H91ZM94 88H95V87H94ZM94 88H93V89H94ZM101 88H100V89H101ZM104 88H105V87H104ZM119 88L122 89V86L119 87ZM145 88H147V87H145ZM149 88H150V87H149ZM168 88H169V87H168ZM179 88H180V87H179ZM201 88H202V87H201ZM207 88H208V87H207ZM37 89H38V88H37ZM48 89H49V88H48ZM56 89H57V88H55V90H56ZM79 89H80V88H79ZM97 89H99V88H97ZM113 89L115 90L116 88H113ZM132 89H133V88H132ZM150 89H151V88H150ZM203 89H205V88H203ZM220 89H221V88H219V90H220ZM53 90H54V89H53ZM53 90H51V91H53ZM60 90H61V89H60ZM84 90H85V89H84ZM116 90H117V89H116ZM127 90H128V88H127ZM127 90H126V91H127ZM136 90H137V89H136ZM159 90L161 91V89H159ZM163 90H164V89H163ZM197 90L199 91V88H198ZM213 90H214V89H213ZM16 91H19V90H16ZM44 91H45V90H44ZM49 91H50V90H49ZM58 91H59V90H58ZM126 91H124V92H126ZM145 91H146V90H145ZM151 91H152V90H151ZM153 91H154V90H153ZM153 91H152V92H153ZM157 91H158V90H157ZM160 91H158V92H160ZM167 91H168V90H167ZM167 91H166V92H167ZM194 91H195V90H194ZM208 91H211V90H208ZM208 91H207V93H208ZM217 91H218V90H217ZM32 92H33V91H32ZM90 92H91V91H90ZM119 92H121V91H119ZM137 92H138V91H137ZM148 92H149V91H148ZM155 92H156V90H155ZM177 92H178V91H177ZM181 92H182V91H181ZM218 92H219V91H218ZM36 93H38V92H36ZM54 93H55V91H54ZM54 93H53V94H54ZM60 93H61V92H60ZM92 93H93V92H92ZM112 93H113V92H112ZM126 93H127V92H126ZM126 93H125V94H126ZM192 93H193V92H192ZM194 93H195V92H194ZM196 93L198 94L199 92H196ZM219 93H220V92H219ZM48 94H49V93H48ZM114 94H115V92H114L113 94H111L110 96L112 97V95H114ZM133 94H134V93H133ZM149 94H150V93H149ZM153 94H154V93H153ZM155 94H157V93H155ZM205 94H206V93H205ZM213 94H214V93H213ZM220 94H221V93H220ZM25 95L27 96L28 93L25 94ZM29 95H31V93H29ZM33 95H35V94H33ZM49 95H51V94H49ZM56 95H59V94H56ZM116 95H117V93H116ZM138 95H139V94H138ZM143 95H144V94H142V96H143ZM151 95H152V94H150V96H151ZM209 95H210V94H209ZM211 95H212V94H211ZM26 96H25V97H26ZM31 96H32V95H31ZM37 96H38V94H37ZM51 96H52V95H51ZM54 96H55V95H54ZM54 96H53V97H54ZM114 96H115V95H114ZM172 96H173V95H172ZM175 96H176V95H175ZM23 97H24V96H23ZM33 97H34V96H33ZM45 97H46V96H45ZM48 97H49V96H48ZM55 97H57V96H55ZM55 97H54V98H55ZM111 97H109V98H111ZM121 97H122V95L120 96V98H121ZM125 97H126V96H124L123 98H125ZM177 97H178V96H177ZM197 97H198V96H197ZM197 97H194V98L196 99ZM217 97H219V96H217ZM15 98H16V97H15ZM49 98H51V97H49ZM82 98H83V97H82ZM88 98H89V96H88ZM112 98H113V97H112ZM116 98L118 99V97H116ZM139 98H140V97H139ZM143 98H144V97H143ZM151 98H152V97H151ZM13 99H14V98H13ZM22 99H23V98H22ZM83 99H84V98H83ZM86 99H87V98H86ZM101 99H103V97H102ZM106 99H108V98L105 97V100H106ZM121 99H122V98H121ZM130 99H131V98H130ZM213 99H214V98H213ZM15 100H17V99H15ZM20 100H21V99H20ZM46 100H47V99H46ZM53 100H54V99H53ZM87 100H88V99H87ZM199 100H200V99H199ZM257 100H258V99H257ZM13 101H14V100H13ZM28 101H30V100H28ZM28 101H26L27 104H28ZM58 101H59V99H58ZM85 101H86V100H85ZM85 101H84V102H85ZM98 101H99V98H98ZM114 101H115V100H114ZM114 101H112V103H113ZM123 101H124V100H123ZM137 101H138V100H137ZM144 101H145V100H144ZM219 101H220V100H219ZM17 102H18V101H17ZM19 102H20V101H19ZM19 102H18V103H19ZM23 102H24V101H23ZM38 102H40V101H38ZM38 102H37V103L34 102L35 105L38 104ZM42 102H43V101H42ZM56 102H57V101H56ZM91 102H93V100H92ZM101 102H102V101H101ZM105 102H107V101H105ZM109 102H110V101H109ZM119 102H120V100H119ZM124 102H125V101H124ZM195 102H196V101H195ZM195 102H194V103H195ZM256 102H258V101H256ZM0 103H1V101H0ZM15 103H16V102H15ZM15 103H14V104H15ZM20 103H21V102H20ZM29 103H30V102H29ZM31 103H32V102H31ZM81 103H82V102H81ZM86 103H90V100H89V102H86ZM86 103H85V104H86ZM98 103H99V102H97V104H98ZM117 103H118V100H117ZM140 103H141V102H140ZM140 103H139L138 105H143V102H142V104H140ZM190 103H191V102H190ZM235 103H236V102H235ZM50 104H51V103H50ZM99 104H100V103H99ZM114 104L116 105V102H115ZM114 104H113V105H114ZM119 104H120V103H119ZM15 105H16V104H15ZM17 105L19 106V104H17ZM32 105H33V104H32ZM47 105H48V104H47ZM56 105H57V103H56ZM91 105H92V104H91ZM104 105H106V104H104ZM113 105H112V106H113ZM115 105H114V107H112V109H115ZM130 105H131V104H130ZM148 105H149V104L147 103V106H148ZM151 105H152V104H151ZM216 105H218V104H216ZM13 106H14V105H13ZM26 106H28V105H26ZM29 106H30V105H29ZM37 106H38V105H37ZM37 106H36V107H37ZM44 106H45V105H44ZM80 106H81V105H79V107H80ZM88 106H90V105H88ZM99 106H100V105H99ZM144 106H145V103H144ZM144 106H143V107H144ZM236 106H237V105H236ZM23 107H24V106H23ZM90 107H91V106H90ZM104 107H105V106H104ZM106 107H107V106H106ZM119 107H122V105H121V106L119 105ZM124 107H126V105H125ZM143 107H142V108H143ZM150 107H152V106H150ZM212 107L214 108L215 106H212ZM234 107H235V106H234ZM17 108H19V107H17ZM17 108H16V109H17ZM34 108H35V107H34ZM97 108H98V107H97ZM132 108H133V107H132ZM134 108H135V107H134ZM232 108H233V107H232ZM13 109H14V107H13ZM27 109H28V108H27ZM29 109H30V108H29ZM54 109H55V108H54ZM136 109H138V108L136 107ZM155 109H156V108H155ZM184 109H185V108H184ZM211 109H212V108H211ZM22 110H23V109H22ZM24 110H25V108H24ZM57 110H58V109H57ZM77 110H78V108H77ZM91 110H92V109H91ZM91 110H90V111H91ZM108 110H109V109H108ZM108 110H107V111H108ZM110 110H111V109H110ZM115 110H116V109H115ZM126 110H127V109H126ZM140 110H141V109H140ZM182 110H183V109H182ZM209 110H210V109H209ZM214 110H215V108H214ZM214 110H213V111H214ZM14 111H16V110H14ZM105 111H106V110H105ZM120 111L122 112V109H121ZM156 111H157V110H156ZM197 111H198V110H197ZM197 111H196V112H197ZM199 111H201V110H199ZM19 112H20V111H19ZM38 112H39V111H38ZM44 112H45V111H44ZM62 112H63V111H62ZM109 112H111V111H109ZM112 112H113V111H112ZM114 112H115V111H114ZM135 112H136V111H135ZM135 112H134V113H135ZM137 112H138V111H137ZM142 112H143V111H142ZM142 112H141V113H142ZM149 112H152V111L149 110ZM158 112H159V111H158ZM183 112H185V111H183ZM206 112H207V111H206ZM215 112H216V110H215ZM15 113H17V111H16ZM15 113H14V114H15ZM32 113H33V112H32ZM32 113H31V114H32ZM103 113H104V112H103ZM126 113H127V112H126ZM138 113H140V112H138ZM138 113H137V114H138ZM146 113H148V111H147ZM201 113H202V112H201ZM201 113L198 112V115H201ZM213 113H214V112H213ZM18 114H19V113H18ZM22 114H23V113H22ZM42 114H43V113H42ZM47 114H49V113H47ZM63 114H64V113H63ZM135 114H136V113H135ZM137 114H136V115H137ZM181 114H182V113H181ZM192 114H193V113H192ZM203 114H204V113H202V115H203ZM211 114H212V112H211ZM214 114H215V113H214ZM214 114H213V115H214ZM44 115H45V114H44ZM44 115H42V116H44ZM52 115H53V114H52ZM55 115H56V114H55ZM65 115H66V114H65ZM70 115H71V114H70ZM104 115L107 116V113L104 114ZM120 115H121V114H120ZM120 115H119V117L121 118ZM124 115H125V113H124ZM127 115H128V114H127ZM150 115H151V114H150ZM153 115H154V114H153ZM193 115H195V114H193ZM198 115H196V116H198ZM17 116H18V115H16V117H17ZM34 116H35V115H34ZM50 116H51V114H50ZM76 116H77V114H76ZM0 117H3V116H0ZM19 117L21 118L22 116L20 115ZM47 117H48V116L46 115V118H47ZM73 117H74V116H73ZM102 117H103V116H102ZM107 117H108V116H107ZM135 117H136V116H135ZM146 117H147V119H148V116H146ZM25 118L27 119V117H25ZM36 118H37V116H36ZM42 118H43V117H42ZM46 118H45V119H46ZM57 118H58V117H57ZM61 118H62V117H61ZM99 118H100V117H99ZM104 118L107 119L106 117H104ZM120 118H119V119H120ZM149 118H150V117H149ZM199 118H200V117H199ZM22 119H24V118H22ZM32 119H33V118H32ZM37 119H38V118H37ZM117 119H118V118H117ZM142 119H143V118H142ZM144 119H145V118H144ZM24 120H25V119H24ZM29 120H31V118H30ZM41 120H42V119H41ZM43 120H44V118H43ZM43 120H42V121H43ZM54 120H55V119H54ZM66 120H67V119H66ZM194 120H195V119H194ZM194 120H193V121H194ZM37 121H39V120H37ZM57 121H58V120H57ZM61 121H62V119L60 120V122H61ZM68 121H69V120H68ZM68 121H67V122H68ZM72 121H73V119H72ZM77 121H78V120H77ZM77 121H76V122H77ZM93 121H94V120H93ZM107 121H108V120H107ZM188 121H190V120H187V121H185V122H188ZM13 122H14V121H13ZM18 122H20L19 119H18ZM22 122H23V121H22ZM28 122H29V121H28ZM43 122H44V121H43ZM76 122H75V123H76ZM99 122H100V121H99ZM103 122H104V121H103ZM194 122L196 123V121H194ZM236 122H237V121H236ZM65 123H66V122H65ZM75 123L73 122V124H75ZM77 123H78V122H77ZM79 123H80V122H79ZM83 123H86V122L84 121ZM89 123H90V122H89ZM89 123H88V124H89ZM118 123H119V122H118ZM191 123H192V121H191ZM263 123H264V122H263ZM263 123H261V124H263ZM22 124H23V123H22ZM29 124H30V123H29ZM43 124H45V122H44ZM60 124H61V123H60ZM69 124H70V122H69ZM71 124H72V122H71ZM95 124H96V123H95ZM95 124H94V125H95ZM97 124H98V123H97ZM106 124H107V123H106ZM111 124H112V123H111ZM126 124H127V123H126ZM136 124H138V122H137ZM170 124H171V123H170ZM192 124H193V123H192ZM14 125H15V124H14ZM26 125H28V124H26ZM65 125H66V124H65ZM65 125H64V126H65ZM148 125H149V123H148ZM150 125H151V124H150ZM150 125H149V126H150ZM189 125H190V123H189ZM194 125H195V124H194ZM30 126H31V125H30ZM42 126H43V125H42ZM54 126H55V125H54ZM60 126H61V125H60ZM64 126H63V128H64ZM71 126H72V125H71ZM81 126H82V125H81ZM81 126H80V127H81ZM91 126H92V125H91ZM103 126H105V125H103ZM108 126H109V125H108ZM112 126L114 127L113 124H112ZM198 126H199V125H198ZM4 127H5V126H4ZM26 127H27V126H26ZM26 127H25V128H26ZM67 127L69 128V126H67ZM72 127H75V126H72ZM93 127H94V126H93ZM93 127H92V128H93ZM99 127H100V126H99ZM145 127H147V126H145ZM196 127H197V125H196ZM229 127H230V126H229ZM1 128H2V127H1ZM23 128H24V127H23ZM63 128H62V129H63ZM90 128H91V127H90ZM95 128H96V127H95ZM100 128H102V127H100ZM109 128H110V127H109ZM115 128H116V127H115ZM187 128H188V127H187ZM193 128H194V130H195V127H193ZM8 129H9V128H8ZM27 129H28V128H27ZM27 129H26V130H27ZM72 129H73V128H72ZM72 129H71V130H72ZM78 129H81V128H78ZM106 129H107V128H106ZM127 129H128V128H127ZM146 129H147V128H146ZM228 129H230V128H228ZM2 130H4V129H2ZM6 130H7V129H6ZM44 130H45V129H44ZM69 130H70V129H69ZM71 130H70V131H71ZM87 130L89 131V129H87ZM96 130H98V129H96ZM104 130H105V129H104ZM104 130H103V131H104ZM109 130H110V129H109ZM109 130H108V131H109ZM142 130H143V129H142ZM185 130H186V129H185ZM8 131H9V130H8ZM28 131H30V130H28ZM28 131H26V132L28 133ZM64 131H65V129H64ZM73 131H74V130H73ZM91 131H92V129H91ZM103 131H102V132H103ZM137 131H138V130H137ZM137 131H136V132H137ZM146 131H147V130H146ZM196 131H197V129H196ZM239 131H240V130H239ZM239 131H238V132H239ZM5 132H6V131H5ZM5 132H4V133H5ZM49 132H50V130H49ZM67 132H68V130H67ZM78 132H79V131H77L76 133H78ZM94 132L96 133V131H94ZM94 132H93V133H94ZM133 132H135V131H133ZM1 133H2V132H1ZM7 133H12V131H11V132H7ZM23 133H25V131H23ZM41 133H42V132H41ZM47 133H48V132H47ZM51 133H52V132H51ZM87 133H88V132H87ZM95 133H94V134H95ZM105 133H106V132H105ZM236 133H237V132H236ZM12 134H13V133H12ZM12 134H11V135L9 134V135L13 137ZM25 134H26V133H25ZM25 134H24V136H25ZM36 134H37V133H36ZM42 134H43V133H42ZM65 134H66V133H65ZM72 134H73V132H72ZM90 134H92V132H91ZM108 134H110V133H108ZM124 134H125V133H124ZM124 134H123V136H125ZM0 135H1V134H0ZM3 135H5V134H3ZM7 135H8V134H7ZM7 135H5V137H6ZM73 135H74V134H73ZM97 135H98V134H97ZM106 135H107V134H106ZM121 135H122V133H121ZM24 136L22 135L21 137H24ZM26 136H27V135H26ZM31 136H32V135H31ZM41 136H42V135H41ZM52 136H53V135H52ZM62 136H63V135H62ZM108 136L110 137V135H108ZM5 137H4V138H5ZM12 137H11V138H12ZM38 137H39V135H38ZM44 137H45V136H44ZM69 137H70V136H69ZM92 137H93V136H92ZM96 137H97V136H96ZM98 137H99V136H98ZM105 137H106V136H105ZM114 137H115V136H114ZM118 137H119V136H118ZM121 137H122V136H121ZM225 137H226V136H225ZM0 138H1V137H0ZM4 138H3V139H4ZM9 138H10V137H9ZM19 138H20V136L18 137V140H19ZM27 138H29V140H30V137H27ZM42 138H43V137H42ZM42 138H40V139H42ZM48 138H49V137H48ZM59 138H60V137H59ZM63 138H64V137H63ZM70 138H71V137H70ZM72 138H73V137H72ZM72 138H71V139H72ZM74 138L76 139V137H74ZM94 138H95V137H94ZM141 138H142V137H141ZM3 139H2V140H3ZM6 139H7V138H6ZM20 139H21V138H20ZM57 139H58V138H57ZM57 139H56V140H57ZM75 139H74V141H75ZM96 139H97V138H96ZM96 139H95V140H96ZM223 139H224V138H223ZM7 140H9V139H7ZM26 140H27V139H26ZM29 140H28V141H29ZM38 140H39V139H38ZM38 140L36 139V141H38ZM43 140H44V139H43ZM45 140H46V139H45ZM53 140H54V139H53ZM59 140H60V139H59ZM61 140H63V139H61ZM104 140H105V139H104ZM112 140H113V139H112ZM120 140H121V139H120ZM20 141H22V140H20ZM23 141H24V139H23ZM32 141H33V142L35 141V135H34V140L32 139ZM39 141H40V140H39ZM39 141H38V142H39ZM68 141H69V140H68ZM68 141H67V142H68ZM72 141H73V140H72ZM74 141H73V142H74ZM115 141H116V140H115ZM217 141H218L217 143H220L219 140H217ZM222 141H223V140H222ZM2 142H3V141H2ZM2 142H1V140H0V143H2ZM38 142H37V144H38ZM41 142L43 143V141H41ZM58 142H59V141H58ZM88 142H89V141H88ZM92 142H94V141H92ZM118 142L121 143V141H118ZM213 142H214V141H213ZM4 143H5V141H4ZM18 143H19V142H18ZM28 143H30V142H28ZM34 143H35V142H34ZM34 143H32V144H34ZM39 143H40V142H39ZM69 143H70V142H69ZM75 143H77V142H75ZM80 143H81V142H80ZM80 143H79V144H80ZM82 143H83V142H82ZM86 143H87V142H86ZM89 143H90V142H89ZM214 143H216V142H214ZM214 143H213V144H214ZM19 144L21 145L22 143L20 142ZM37 144H35V145L37 146ZM52 144H53V143H52ZM55 144H56V143H55ZM73 144H74V143H73ZM73 144H71V145H73ZM93 144H94V143H93ZM118 144H119V143H118ZM0 145H3V143L0 144ZM5 145H6V143H5ZM22 145H23V144H22ZM26 145H29V144H26ZM30 145H31V144H30ZM42 145H44V147L46 146V144H42ZM53 145H54V144H53ZM53 145H52V146H53ZM67 145H68V143H67ZM67 145H66V146H67ZM80 145H83V144H80ZM86 145H87V144H86ZM97 145H98V144H97ZM101 145H102V144H101ZM115 145H116V144H115ZM210 145H211V144H210ZM221 145H222V144H220V146H221ZM263 145H264V144H263ZM33 146H34V145H32V147H33ZM52 146H51V147H52ZM57 146H58V144H57ZM57 146H56V147H57ZM87 146H88V145H87ZM90 146H93V145L90 143ZM90 146H89V148H90ZM206 146H207V145H206ZM48 147L50 148V146H48ZM48 147H47V149H48ZM56 147L54 146V148H56ZM95 147H96V146H95ZM112 147H114V145H113ZM117 147H119V146H117ZM123 147H124V146H123ZM210 147H211V146H210ZM3 148H4V147H3ZM20 148H21V147H20ZM26 148H27V150L31 151L30 149H28L27 146H26ZM33 148H34V147H33ZM38 148H40V144H39ZM71 148H72V147H71ZM83 148H84V147H82V148H80V149H83ZM97 148H98V146L96 147V150H98ZM101 148H102V146H101ZM207 148H208V147H207ZM263 148H264V147H263ZM1 149H2V146H1ZM1 149H0V150H1ZM17 149L20 150L19 148H17ZM23 149H24V147L22 146L21 151H22ZM41 149H43V148H41ZM67 149H68V148H67ZM72 149H73V148H72ZM84 149H85V148H84ZM86 149H87V148H86ZM94 149H95V148H94ZM199 149H201V148H199ZM18 150H17L16 152H18ZM39 150H40V149H39ZM45 150H46V149H45ZM50 150H51V149H50ZM69 150H71V149H69ZM73 150H74V149H73ZM219 150H220V148H219ZM252 150H253V149H252ZM21 151H19L18 154H20ZM24 151H25V150H23V152H21V153H24ZM35 151H36V150H35ZM52 151H53V150H52ZM54 151H56V150H54ZM85 151H88V150H85ZM102 151H103V150H102ZM102 151H100V153H101ZM112 151H113V150H112ZM115 151H116V150H115ZM118 151H119V150H118ZM196 151H197V150H196ZM201 151H203V150H201ZM211 151H212V150H211ZM223 151H224V150H223ZM14 152H15V151H14ZM26 152H27V151H26ZM31 152H33V150H32ZM42 152H43V151H42ZM42 152H41V153H42ZM49 152H50V151H49ZM71 152H72V151H71ZM74 152H75V151H74ZM95 152H96V151H95ZM263 152H264V150H263ZM3 153H6V152H3ZM3 153H2V155H5V154H3ZM28 153H29V152H28ZM36 153H37V152H36ZM43 153H44V152H43ZM43 153H42V154H43ZM52 153H53V152H52ZM52 153H51V154H52ZM76 153H77V152H76ZM79 153H80V152H79ZM82 153H83V152H82ZM88 153H89V152H88ZM92 153H93V152H92ZM211 153H212V152H211ZM226 153H227V152H225V154H226ZM30 154H31V153H30ZM39 154H40V153H39ZM46 154H47V153H46ZM69 154H70V153H69ZM90 154H91V153H90ZM197 154H198V153H197ZM204 154H205V153H204ZM208 154H209V153H208ZM216 154H217V153H216ZM228 154H229V153H228ZM228 154H227V155H228ZM0 155H1V154H0ZM14 155H16V153H15ZM23 155H24V154H23ZM48 155H49V154H48ZM48 155H47V156H48ZM62 155H63V154H62ZM73 155H75V154L73 153ZM91 155H92V154H91ZM95 155H96V154H95ZM95 155H94V156H95ZM97 155H98V154H97ZM102 155H103V154H102ZM229 155H230V154H229ZM12 156H13V155H12ZM17 156H18V155H17ZM17 156H16V158H14V156H13L12 158L16 160V159H18ZM42 156H45V155L43 154ZM47 156H46V157H47ZM51 156H52V155H51ZM58 156H59V155H58ZM92 156H93V155H92ZM100 156H101V155L99 154V157H100ZM105 156H109V155H105ZM105 156H104V157H105ZM197 156H199V155H197ZM25 157H26V156H25ZM31 157H34V156L31 155ZM48 157H49V156H48ZM53 157H54V156H53ZM60 157H61V156H60ZM60 157H59V158H60ZM65 157H66V156H65ZM68 157H69V156H68ZM71 157L74 158V156H71V155H70V158H71ZM88 157H91V156L88 155ZM112 157H113V156H112ZM203 157H204V156H203ZM224 157H225V156H224ZM235 157H236V156H235ZM238 157H239V156H238ZM238 157H237V158H238ZM3 158H4V157H3ZM21 158H24V157H21ZM34 158H35V157H34ZM49 158H52V157H49ZM49 158H48V159H49ZM55 158H56V157H55ZM108 158H109V157H108ZM200 158H201V157H200ZM231 158H232V156H231ZM239 158H241V157H239ZM244 158H246V157H244ZM248 158H249V157H248ZM248 158H247V159H248ZM258 158H259V157H258ZM40 159H42V157H40ZM48 159H47V161H48ZM52 159H53V158H52ZM64 159H65V158H64ZM83 159H84V158H83ZM103 159H105V158H103ZM103 159H102V160H103ZM201 159H202V158H201ZM210 159H211V158H210ZM210 159H209V161H210ZM228 159H229V158H228ZM249 159H250V158H249ZM255 159H256V158H255ZM19 160H20V159H19ZM26 160L29 161V157H28V159H26ZM38 160H39V157H38ZM43 160H44V159H43ZM43 160H41V161H43ZM60 160H61V159H60ZM78 160H79V159H78ZM95 160H96V158H95ZM97 160H98V159H97ZM109 160H110V159H109ZM109 160H108V161H109ZM111 160H112V159H111ZM250 160L252 161V159H250ZM250 160H249V161H250ZM3 161H4V160H3ZM9 161H11V160H9ZM32 161H33V160H32ZM50 161H52V160H50ZM55 161H56V160H55ZM55 161H54V162H55ZM69 161H70V160H69ZM75 161H76V160H75ZM80 161H81V160H80ZM85 161H86V160H85ZM85 161H84V163H85ZM99 161H100V160H99ZM104 161H105V160H104ZM202 161H203V160H202ZM216 161H217V160H216ZM230 161H231V160H230ZM234 161H237V160L234 159ZM246 161H248V160H246ZM6 162H7V161H6ZM6 162H5V163H6ZM15 162H16V161H15ZM15 162H14V163H15ZM17 162H18V161H17ZM29 162H30V161H29ZM34 162H37V163H38L37 160H36V161L34 160ZM44 162H45V161H43L42 163H44ZM48 162H49V161H48ZM64 162H65V161H64ZM78 162H79V161H78ZM96 162H97V161H96ZM238 162H239V161H238ZM241 162H243V161H241ZM244 162H245V161H244ZM254 162H255V161H254ZM0 163H3V162H0ZM5 163H4V164H5ZM14 163H13V164H14ZM18 163H19V162H18ZM40 163H41V162H40ZM51 163H52V166H50V165H51V164H50V165H49L50 168L54 166V165H53V162H51ZM65 163H66V162H65ZM82 163H83V162L81 161V164H82ZM84 163H83V165H84ZM86 163H87V162H86ZM234 163H235V162H234ZM239 163H240V162H239ZM246 163H247V162H246ZM246 163H245V165H244V168H245V166H246ZM252 163H253V162H252ZM256 163H257V161L255 162V164H256ZM15 164H16V163H15ZM27 164H28V163L24 162V165H25V166H24V165H22V166H24L25 169H26V165H27ZM44 164H45V163H44ZM54 164H55V163H54ZM77 164H78V163H77ZM81 164H80V165H81ZM104 164H105V163H104ZM212 164H213V163H212ZM227 164H228V163H227ZM235 164H236V163H235ZM241 164H242V163H241ZM248 164L250 165V163H247V165H248ZM255 164H254V165H255ZM262 164H263V162H262L261 164H259V165H262ZM5 165H6V164H5ZM31 165H33V164L31 163ZM41 165H42V164H41ZM45 165H48V163L46 162ZM59 165H60V164H59ZM62 165H63V163H62ZM105 165H106V164H105ZM232 165H233V162H232ZM10 166H11V165H10ZM10 166L7 165V167H10ZM14 166H15V165H14ZM35 166H37V165H35ZM74 166H75V165H74ZM217 166H218V164H217ZM257 166H258V165H257ZM18 167H20V166H18ZM24 167H23V168H24ZM31 167H32V166H31ZM38 167H39V166H37V168H38ZM41 167H42V166H41ZM41 167H40L39 169H41ZM49 167H47V168H49ZM56 167H58V163H57V166H56ZM66 167H67V166H66ZM107 167H108V164H107ZM253 167H254V166H253ZM258 167H259V166H258ZM11 168H14V167H11ZM11 168H10V170H11ZM15 168H16V167H15ZM15 168H14V169H15ZM20 168H21V167H20ZM32 168L34 169L35 167L33 166ZM42 168H43V167H42ZM50 168H49V169H50ZM53 168H55V166H54ZM53 168H52V169H53ZM58 168H59V167H58ZM82 168H84V167H82ZM90 168H91V166H90ZM216 168H217V167H216ZM234 168H235V167H233V169H234ZM247 168H248V167H247ZM251 168H252V167H251ZM256 168H257V167H256ZM256 168H255V170H256ZM25 169H24V170H25ZM52 169H51V171H52ZM230 169H231V168H230ZM238 169H239V168H238ZM241 169H242V171H243V167L240 168V171H241ZM253 169H254V168H253ZM5 170H6V169H5ZM12 170H13V169H12ZM17 170H19V169L17 168ZM31 170H32V169H31ZM42 170H43V169H42ZM45 170H46L45 172H47L48 169H45ZM112 170H113V169H112ZM257 170H258V169H257ZM22 171H23V169H22ZM22 171H21V172H22ZM28 171H30L29 168H28ZM38 171H39V170H37V172H38ZM55 171H57V170H55ZM71 171H73V169H71ZM80 171H81V170H80ZM222 171H223V170H222ZM6 172H7V171H6ZM9 172L11 173L12 171H8L7 173H9ZM17 172H18V171H17ZM17 172H16V173H17ZM30 172H31V171H30ZM40 172H41V171H40ZM238 172H239V171H238ZM252 172H253V171H252ZM3 173L7 175V173H5L4 171H3ZM26 173H27V172H26ZM34 173H35V172H34ZM49 173L51 174L50 171H49ZM54 173H55V172H54ZM54 173H53V174H54ZM115 173H116V172H115ZM215 173H217V172H215ZM229 173H231V171H230ZM233 173H234V172H233ZM255 173H256V171L254 172V174H255ZM259 173H260V172H259ZM13 174H14V173H13ZM37 174L39 175V173H37ZM37 174H36V176H37ZM43 174H45V175L47 176L46 173H43ZM43 174H42V175H43ZM55 174H56V173H55ZM55 174H54V175H55ZM61 174H62V173H61ZM71 174H72V173H70V175H71ZM79 174H81V173H79ZM85 174H86V173H85ZM85 174H84V175H85ZM87 174H88V173H87ZM261 174H262V173H261ZM8 175H9V174H8ZM14 175H15V174H14ZM32 175H33V174H32ZM34 175H35V174H34ZM63 175H64V174H63ZM68 175H69V174H68ZM74 175H75V174H74ZM81 175H82V174H81ZM112 175H113V173H112ZM115 175H116V174H115ZM115 175H114V176H115ZM215 175H216V174H215ZM222 175H223V174H222ZM240 175H241V174H240ZM243 175H244V174H243ZM246 175H249V174H245V176H246ZM43 176H44V175H43ZM51 176H53V175H51ZM55 176H56V175H55ZM55 176H54V177H55ZM57 176H58V175H57ZM60 176H61V175H59L58 178H59ZM64 176H65V175H64ZM71 176L74 177L73 175H71ZM71 176H70V178H71ZM78 176H79V175H78ZM86 176H87V175H86ZM224 176H225V175H224ZM231 176H233V175H231ZM231 176H230V177H231ZM3 177H4V176H2V178H3ZM26 177H27V176H26ZM30 177H31V176H30ZM38 177H39V176H38ZM38 177H37V179H38ZM44 177H45V176H44ZM44 177H43V178H44ZM47 177H48V176H47ZM66 177H67V176H66ZM89 177H91V176H89ZM110 177H111V176H110ZM248 177H249V176H248ZM251 177H252V176H251ZM35 178H36V177H35ZM35 178H34V179H35ZM48 178H50V177H48ZM48 178H47V179H48ZM55 178H57V177H55ZM60 178H61V177H60ZM62 178H63V177H62ZM233 178H234V177H233ZM238 178H240L239 175H238ZM243 178H244V177H243ZM261 178H262V177H261ZM263 178H264V177H263ZM29 179H30V178H29ZM41 179H42V178H41ZM53 179H54V178H53ZM53 179H51V180H53ZM91 179H92V178H91ZM111 179H112V178H111ZM235 179H237V178L235 177ZM6 180H7V179H5L4 181H6ZM30 180L32 181L33 179H30ZM30 180H29V181H30ZM51 180H50V181H51ZM73 180H74V179H73ZM84 180H85V179H84ZM84 180H83V181H84ZM86 180H87V179H86ZM231 180H232V179H231ZM23 181H24V180H23ZM31 181H30V182H31ZM36 181H37V180H36ZM38 181H39V180H38ZM38 181H37V182H38ZM58 181H63V180L60 179V180H58ZM83 181L80 180L79 183H82ZM192 181H193V180H192ZM238 181H239V180H238ZM21 182H22V180H21ZM33 182H34V181H32V183H33ZM40 182H41V181H40ZM44 182H45V181H44ZM44 182H43V185H46V184H44ZM52 182H53V181H52ZM54 182H55V181H54ZM63 182H64V181H63ZM66 182H67V181H66ZM69 182H70V181H69ZM69 182H68V185H69ZM196 182H197V181H196ZM220 182H221V181H220ZM3 183H4V182H3ZM23 183H24V182H23ZM25 183H27L26 180H25ZM25 183H24V185H25ZM28 183H29V182H28ZM32 183H31V184H32ZM34 183H36V182H34ZM48 183H49V182H48ZM72 183H73V182H72ZM76 183H77V182H76ZM86 183H87V182H86ZM246 183H247V182H245V184H246ZM16 184H17V183H16ZM31 184H29V185H31ZM41 184H42V183H41ZM51 184H53V183H51ZM59 184H60V183H59ZM70 184H71V183H70ZM77 184H78V183H77ZM82 184H83V183H82ZM84 184H85V183H84ZM242 184L244 185V183H242ZM242 184H241V185H242ZM260 184H261V182H260ZM260 184L258 185V187L260 186ZM2 185H4V184H2ZM2 185H0V186H2ZM10 185H11V184H10ZM21 185H22V184H21ZM29 185H28V186H29ZM33 185H34V184H33ZM36 185H39V184H36ZM49 185H50V184H49ZM53 185H54V184H53ZM57 185H58V184H57ZM62 185H63V184H62ZM64 185H65V184H64ZM66 185H67V184H66ZM66 185H65V186H66ZM87 185H88V183H87ZM248 185H251V182H250V184H248ZM6 186H7V185H6ZM25 186H26V185H25ZM40 186H42V185H40ZM51 186H52V185H51ZM59 186H60V185H59ZM78 186H79V184H78ZM78 186H76V187L78 188ZM93 186H94V185H93ZM236 186H237V185H236ZM8 187H12V186H8ZM15 187H16V186H15ZM44 187H45V186H44ZM47 187H49L48 184H47ZM53 187H54V186H53ZM55 187H56V186H55ZM55 187H54V189H55ZM66 187H67V186H66ZM73 187H74V185H73ZM83 187H84V186H83ZM85 187H86V186H85ZM89 187H90V186H89ZM91 187H92V186H91ZM91 187H90V188H91ZM252 187H253V186H252ZM20 188H21V187H20ZM25 188H26V187H25ZM27 188H29V187H27ZM40 188H41V187H40ZM49 188H51V187H49ZM49 188H48V190H49ZM59 188H60V187H59ZM68 188H69V187H68ZM141 188H142V187H141ZM245 188H246V187H245ZM256 188H257V187H256ZM256 188H254V189L256 190ZM1 189H2V187H1ZM14 189H15V190H14ZM14 189H11V190H14L13 192H15L17 189L20 190L19 188H17V189L14 188ZM31 189H32V188H31ZM45 189H46V188H45ZM69 189H72V188H69ZM73 189H75V188H73ZM73 189H72V190H73ZM143 189H144V188H143ZM3 190L5 191V189H3ZM8 190H10V189H8ZM11 190H10V191H11ZM26 190H27V189H26ZM26 190H25V191H26ZM32 190H33V189H32ZM61 190H62V189H61ZM65 190H66V188H65ZM246 190H247V188H246ZM246 190H245V191H246ZM255 190H254V193L256 192ZM6 191H7V190H6ZM20 191H21V190H20ZM20 191H19V193H20ZM25 191L23 190L24 195H25ZM35 191L38 192V189L35 190ZM44 191H45V190H44ZM68 191H69V190H67L66 193H67ZM73 191H74V190H73ZM248 191H251V190H248ZM46 192H47V191H46ZM70 192H71V191H70ZM141 192H143V191L141 190ZM177 192H178V191H177ZM2 193H3V192H2ZM5 193H6V192H5ZM7 193H8V195H9L10 192L7 191ZM11 193H12V192H11ZM26 193H27V191H26ZM28 193H29V192H28ZM47 193H48V192H47ZM62 193H65V192H62ZM62 193H61V194H62ZM171 193H172V192H171ZM248 193H249V192H248ZM254 193H253V194H254ZM15 194H16V193H15ZM17 194H18V193H17ZM17 194H16V195H17ZM29 194H30V193H29ZM42 194H43V193H42ZM45 194H46V193H45ZM48 194H49V193H48ZM61 194H60V195H61ZM68 194H69V193H68ZM75 194H76V192H75ZM75 194H74V195H75ZM174 194H175V193H174ZM192 194H194V193H192ZM2 195H3V194H2ZM8 195H7V196H8ZM10 195H11V194H10ZM10 195H9V196H10ZM12 195H14V193H12ZM12 195H11V197H12ZM32 195H34V194H32ZM46 195H47V194H46ZM62 195H63V194H62ZM249 195H250V194H249ZM9 196H8V197H9ZM20 196H23V195H20ZM47 196H48V195H47ZM54 196H55V195H54ZM58 196H59V193H58ZM133 196H134V195H133ZM142 196H143V195H142ZM171 196H172V195H171ZM171 196H170V197H171ZM201 196H202V195H201ZM246 196H247V195H246ZM256 196H257V195H256ZM5 197H6V195H5ZM14 197L17 198L16 196H14ZM14 197H13L12 201L14 200ZM29 197H30V196H29ZM31 197H32V196H31ZM55 197H56V196H55ZM55 197H54V198H55ZM62 197H63V196H62ZM72 197H73V196H72ZM135 197H136V195H135ZM137 197H138V196H137ZM193 197H194V196H193ZM193 197H191V198H193ZM198 197H199V196H198ZM2 198H4V196H3ZM6 198H7V197H6ZM26 198H27V197H26ZM33 198L35 199V197H33ZM47 198H48V197H47ZM57 198H59V197H57ZM75 198H76V197H75ZM173 198H175V196L172 197V199H173ZM251 198H252V197H251ZM17 199H18V198H17ZM42 199H45V198H42ZM52 199H53V197H52ZM66 199H67V198H66ZM71 199H72V198H71ZM170 199H171V198H170ZM175 199H176V198H175ZM20 200H21V199H20ZM47 200H50V199H47ZM63 200H64V199H63ZM69 200H70V198L67 199V203H68ZM74 200H75V199H74ZM185 200H186V199H185ZM250 200H251V199H250ZM1 201H3V200H1ZM7 201H9V200H5L4 202H5V203H9V202H10V201H9V202H7ZM18 201H19V200H18ZM35 201H36V199H35ZM42 201H43V200H42ZM45 201H46V200H45ZM111 201H112V200H111ZM116 201H117V199H116ZM121 201H122V200H121ZM172 201H173V200H172ZM172 201H171V202H172ZM4 202H3V203H4ZM62 202H63V201H62ZM65 202H66V201H65ZM186 202H187V201H186ZM13 203H14V202H13ZM75 203H76V202H75ZM78 203H79V202H78ZM115 203H117V202H115ZM210 203H211V202H210ZM250 203H251V201H250ZM11 204H12V203H11ZM83 204H84V203H83ZM112 204H113V203H112ZM15 205H16V204H15ZM18 205H19V204H18ZM27 205H28V204H27ZM34 205H35V204H34ZM38 205H39V203H38ZM78 205H79V204H78ZM116 205H117V204H116ZM148 205H149V204H148ZM6 206H7V205H5V207H6ZM63 206H64V205H63ZM65 206H67V205L65 204ZM68 206H69V205H68ZM68 206H67V207H68ZM80 206L82 207V205H80ZM83 206H84V205H83ZM124 206H125V205H124ZM149 206H151V205H149ZM5 207H4V208H5ZM35 207H36V206H35ZM43 207H45V206H43ZM43 207H42V208H43ZM57 207H58V206H57ZM70 207H72V206H70ZM120 207H121V206H120ZM146 207H148V206H146ZM146 207H144V208L147 209ZM7 208H8V207H7ZM36 208H37V207H36ZM39 208H40V207H39ZM46 208H47V206L45 207V209H46ZM64 208H66V207H64ZM68 208H69V207H68ZM92 208H93V207H92ZM116 208H119V206H118V207L116 206ZM148 208H149V207H148ZM10 209H11V207H10ZM12 209H14V208L12 207ZM25 209H26V207H25ZM119 209H120V208H119ZM70 210H71V209H70ZM74 210H76V209H73V210H72V213H73ZM89 210H90V209H89ZM120 210H121V209H120ZM150 210H151V209H150ZM12 211H14V210H12ZM30 211H31V210H30ZM43 211H44V210H43ZM56 211H58V209H57ZM91 211H92V210H91ZM143 211H144V209H143ZM5 212H8V211H5ZM5 212H4V213H5ZM9 212L11 213V211H9ZM44 212H45V211H44ZM54 212H55V211H54ZM75 212H76V211H75ZM141 212H142V211H141ZM145 212H146V211H145ZM0 213H1V210H0ZM12 213H13V212H12ZM12 213H11V214H12ZM17 213H18V212H17ZM17 213H16L15 216H17ZM62 213L64 214V212H62ZM67 213H68V212H67ZM84 213H85V212H84ZM1 214H2V213H1ZM23 214H24V213H23ZM38 214H39V213H38ZM73 214H74V213H73ZM6 215H8V214H6ZM9 215H10V214H9ZM9 215H8V216H9ZM26 215H27V214H26ZM60 215H62V214L60 213ZM70 215H71V213H70ZM70 215H69V216H70ZM3 216H4V215H3ZM10 216H11V215H10ZM12 216H13V215H12ZM12 216H11V217H12ZM58 216H59V214H58ZM58 216H57V218H58ZM62 216H63V215H62ZM19 217H20V216H19ZM21 217H22V216H21ZM21 217H20V218H21ZM38 217H39V216H38ZM40 217H41V216H40ZM47 217H48V216H47ZM51 217H52V216H51ZM59 217H60V216H59ZM25 218H26V217H25ZM30 218L33 219L32 217H30ZM36 218H37V217H36ZM53 218H54V217H53ZM64 218H65V217H64ZM73 218H74V217H73ZM234 218H235V217H234ZM6 219H7V216H6V218L4 219L5 222H6ZM14 219H15V218H14ZM22 219H23V218H22ZM38 219H39V218H38ZM38 219H37V220H38ZM220 219H221V218H220ZM26 220H27V219H26ZM33 220H34V219H33ZM57 220H58V219H57ZM66 220H67V219H66ZM66 220H65V221H66ZM68 220H69V218H68ZM68 220H67V221H68ZM73 220H75V219H73ZM73 220H72V221H73ZM217 220H218V219H217ZM15 221H16V220H15ZM18 221H19V220H17V222H18ZM21 221H22V220H21ZM42 221H43V220H42ZM42 221H41V223H42ZM59 221H60V220H59ZM59 221H58V222H59ZM76 221L79 222V220H76ZM222 221H223V220H222ZM52 222H53V221H52ZM56 222H57V221H56ZM80 222H81V221H80ZM14 223H15V222H14ZM29 223H30V222H29ZM29 223H28V225H29ZM34 223H35V222H34ZM138 223H139V222H138ZM220 223H221V222H220ZM3 224L5 225V223H3ZM20 224H21V223H20ZM20 224H19V225H20ZM53 224H54V222H53ZM72 224H73V223H72ZM81 224H82V223H81ZM134 224H135V223H134ZM136 224H137V223H136ZM14 225H15V224H14ZM22 225H23V224H22ZM35 225H36V224H35ZM40 225H41V224H40ZM137 225H139V224H137ZM192 225H193V224H192ZM220 225H222V224H220ZM20 226H21V225H20ZM33 226H34V224H33ZM54 226H56V224H55ZM58 226H59V225H58ZM67 226H68V225H67ZM188 226H189V225H188ZM12 227H13V226H12ZM21 227H22V226H21ZM26 227H28V226H26ZM34 227H35V226H34ZM38 227H39V226H38ZM52 227H53V225H52ZM59 227H60V226H59ZM72 227H73V226H72ZM3 228L6 229L5 226H4ZM62 228H63V227H62ZM62 228H61V229H62ZM68 228H69V227H68ZM79 228H80V227H79ZM187 228H188V227H187ZM223 228H224V227H223ZM31 229H32V228H31ZM59 229H60V228H59ZM59 229H58V230H59ZM18 230L20 231V229H18ZM68 230H69V229H68ZM71 230H72V229H71ZM190 230H191V229H190ZM31 231H32V230H31ZM73 231H74V230H73ZM0 232H1V231H0ZM226 232H227V231H226ZM243 232H244V231H243ZM4 233H5V232H3V234H4ZM9 233H10V232H9ZM30 233H31V232H30ZM62 233H63V232H62ZM0 234L2 235V232H1ZM28 234H29V233H28ZM59 234H60V233H59ZM8 235H9V234H8ZM61 235H65V233H64V234H61ZM73 235H74V234H73ZM11 236H12V235H11ZM24 236H25V235H24ZM37 236H38V235H37ZM37 236H35V237H37ZM56 236H57V234H56ZM57 237H58V236H57ZM1 238H2V236L0 237V239H1ZM3 238H4V235H3ZM3 238H2V240H3ZM59 238H60V237H59ZM5 239H6V238H5ZM11 239H13V238H11ZM22 239H23V238H22ZM40 239H41V242H42V237H41ZM40 239H39V241H40ZM45 239H46V238H45ZM28 240H29V239H28ZM33 240H34V239H33ZM47 240H48V239H47ZM62 240H63V239H62ZM19 241H20V240H19ZM30 241H31V240H30ZM45 241H46V240H45ZM11 242H12V241H11ZM11 242H10V245H11ZM15 242H17V240H16ZM13 243H14V242H13ZM39 243H40V242H39ZM51 243H52V242H51ZM4 244H5V243H4ZM4 244H3V245H4ZM17 244H19V242H18ZM43 244H45V243H43ZM6 245H7V244H5V246H6ZM14 245H15V244H14ZM22 245H23V244H22ZM25 245H26V244H25ZM30 245H31V244H30ZM30 245H29V246H30ZM38 245H39V244H38ZM1 246H2V245H1ZM15 246H16V245H15ZM8 247H9V244H8ZM8 247H6V248H8ZM16 247H17V246H16ZM18 247H19V246H18ZM20 247H21V246H20ZM30 247H31V246H30ZM30 247H29V249H30ZM36 247H37V246H36ZM4 248H5V247H4ZM4 248H2V250H3ZM11 248H12V246H11ZM13 248H14V247H13ZM32 248H33V247H32ZM15 249H16V248H15ZM23 249H24V247H23ZM8 250H12V249H8ZM24 250H25V249H24ZM24 250H23V251H24ZM240 250H241V249H240ZM3 251H4V250H3ZM12 251H13V250H12ZM12 251H11V252H12ZM17 251H18V250H17ZM0 252H1V251H0ZM4 252H5V251H4ZM14 252H15V251H14ZM28 252H29V251H28ZM1 253H2V252H1ZM15 253H16V252H15ZM22 253H24V252H22ZM9 254H10V253H9ZM11 254H12V253H11ZM13 254H14V253H13ZM15 255H16V254H14V256H15ZM17 255H18V254H17ZM31 255H32V253H31ZM3 256H4V255H3ZM9 256H10V255H9ZM15 257H16V256H15ZM20 257H21V256H20ZM30 257H31V256H30ZM30 257H29V258H30ZM3 258H4V257H2V260L5 259V258H4V259H3ZM22 258H23V257H22ZM29 258H28V259H29ZM28 259H27V260H28ZM8 260H9V259H8ZM27 260H26V261H27ZM51 260H52V259H51ZM4 261L7 262V259H5ZM48 261H49V260H48ZM0 263H1V261H0ZM4 263H5V262H4ZM25 263H26V262H25ZM5 264H6V263H5Z\"/></svg>",
  "mask_w": 264,
  "mask_h": 264
},
{
  "label": "rangeland",
  "instance_id": "374dc122",
  "mask_svg": "<svg viewBox=\"0 0 264 264\" xmlns=\"http://www.w3.org/2000/svg\"><path fill=\"white\" fill-rule=\"evenodd\" d=\"M261 5V6H260ZM263 6V8H262ZM257 9H255L254 11V15L252 16V21L253 20H256L254 23L256 24V30H255V33L257 34H263L264 35V20H261L263 19V13H264V0L261 2V4H259L258 7H256ZM261 10V11H260ZM260 12V13H259ZM219 14V12H218ZM220 14H225L229 17H233L234 14H235V8L234 7H230V8H225L223 10L220 11ZM260 17H257V16ZM262 15V16H261ZM252 21L250 22L249 25H251ZM261 22V24H260ZM259 26V27H258ZM263 26V27H262ZM258 28V29H257ZM258 31V32H257ZM158 37V36H157ZM153 38L156 40V37L153 36ZM150 40V38H149ZM153 43V42H152ZM262 60L264 61V53L262 54ZM264 65V64H263ZM241 71V69H240ZM73 91V89H71ZM241 92L238 90L237 93H235L236 95L237 94H240ZM264 116L261 115L259 116L258 118H256L254 121H256L257 123L259 122L260 119H263ZM264 122V120L262 121V123ZM264 126V123L262 124ZM120 133H122V131H119ZM182 186V185H181ZM43 196L39 199V205L38 204H31L30 206L26 207V209L24 208L23 210V215H21L18 220V222L15 223L14 227L17 228L15 229L16 232L15 233H12L10 235L11 238H13L14 241L17 240V242H20V243H23L24 242V239H25V234H27L26 230H25V226L29 225L28 226H31L32 225V220L31 218L29 217V214L31 213H36L38 212V209L39 207L41 208V211L42 212H46L47 216H52L53 218V227L54 229L57 230L58 232V236L61 237L64 241V246H62L61 250L66 253L72 264H102V263H99L98 260L96 259L95 255L93 254V251H92V244L90 243H87L86 240H84L82 238V234H83V225L81 224H77V223H73L71 221V219H64V218H60L58 216L57 213L55 212H51L49 211L47 208L45 209V200L42 199ZM248 199V196H246V198L244 200H242L239 204V208L240 209H244L246 207V201ZM43 200V201H42ZM42 206H41V205ZM80 205H82L83 209L87 211V213H89L90 215H94V211L96 209V207L94 206L93 208H89L88 205L86 203L83 204V202H80ZM84 205V206H83ZM37 208H36V207ZM43 207V208H42ZM90 209V210H89ZM31 210V211H30ZM44 210V211H43ZM92 210V211H91ZM27 214V215H26ZM58 216V218H57ZM26 217V218H25ZM23 218V219H22ZM27 219V220H26ZM58 219V220H57ZM22 220V221H21ZM60 220V221H59ZM66 220V221H65ZM57 221V222H56ZM59 221V222H58ZM52 222V223H53ZM21 223V224H20ZM73 223V224H72ZM22 226H20V225ZM23 224V225H22ZM56 224V226H54ZM60 227H59V226ZM68 225V226H67ZM73 226V227H72ZM63 227V228H62ZM69 227V228H68ZM80 227V228H79ZM60 228V229H59ZM62 228V229H61ZM9 229H11L9 227ZM20 229V231L18 230ZM59 229V230H58ZM69 229V230H68ZM72 229V230H71ZM74 230V231H73ZM63 232V233H62ZM60 233V234H59ZM65 235H61V234H64ZM74 234V235H73ZM23 238V239H22ZM20 240V241H19ZM6 255H10L11 257V254H9V252H6ZM13 259V257H11Z\"/></svg>",
  "mask_w": 264,
  "mask_h": 264
},
{
  "label": "built area",
  "instance_id": "2783aa9c",
  "mask_svg": "<svg viewBox=\"0 0 264 264\" xmlns=\"http://www.w3.org/2000/svg\"><path fill=\"white\" fill-rule=\"evenodd\" d=\"M16 2H17V0H0V6L6 8V18L3 21V26H8L9 25L10 18L12 17V14H13V11H14V9L11 8V6L13 5L14 7H16ZM21 8H22V6L19 4L18 9H21ZM16 26L19 27L20 24L17 23ZM255 30H256V24L253 23L251 28H250V30H249L248 35L246 36V38H245V40H244V42L242 44L243 53L241 55V59H243L244 55L246 53H249L251 48H252L253 42L256 39ZM238 68H239V63H237L233 67L232 75L238 76L237 75ZM50 69H52L51 66L45 67L44 71H43V74H46V72L48 70H50ZM91 69H92V67L87 66L84 70H82V69L79 70L77 75H75L73 77L74 83L78 82L81 79V76L85 75L88 72H90ZM93 69H96V67L94 66ZM39 70H40V66L39 65H33L32 68H27V67L17 66V65H11L7 69L8 74H7V77H6V81L8 82L10 80V77H11L12 74H16L18 72H21L23 74L25 73L27 75H29V74H38ZM62 76L64 77L65 75L62 74ZM67 82H68V80L64 79L61 82L60 89L63 92H65V93L68 92L67 93V101H66V110H67V114L70 115L72 113V111H74L76 109L77 102L78 101H82L83 98H82V91L77 86L68 85ZM71 89H73V91ZM80 111H82L87 116V119L89 121L94 120V117L90 116V110H89V108L87 107V105L85 103L81 107ZM100 111H101V107H98L96 112L100 113Z\"/></svg>",
  "mask_w": 264,
  "mask_h": 264
}]
</instances>
